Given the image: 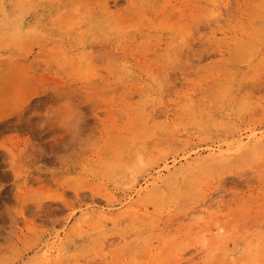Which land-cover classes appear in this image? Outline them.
I'll list each match as a JSON object with an SVG mask.
<instances>
[{"label":"rangeland","instance_id":"374dc122","mask_svg":"<svg viewBox=\"0 0 264 264\" xmlns=\"http://www.w3.org/2000/svg\"><path fill=\"white\" fill-rule=\"evenodd\" d=\"M259 4L0 0V264H264Z\"/></svg>","mask_w":264,"mask_h":264},{"label":"bare ground","instance_id":"6f19581e","mask_svg":"<svg viewBox=\"0 0 264 264\" xmlns=\"http://www.w3.org/2000/svg\"><path fill=\"white\" fill-rule=\"evenodd\" d=\"M257 8L260 10V11H263L264 12V0H260V4L257 5ZM262 15V14H261ZM157 179V178H156ZM155 180V179H154ZM156 184V181H153L152 183H150L149 185H152L154 188L158 187L155 185ZM148 187V186H147ZM143 191V189H138V194H141ZM110 210V209H109ZM105 214V213H104ZM247 234V233H246ZM259 237H257L258 239ZM228 240V239H227ZM225 241V240H224ZM259 241H260V238H259ZM258 241V242H259ZM222 242V241H221ZM252 242V241H251ZM250 242V243H251ZM224 243V242H223ZM257 244V243H256ZM250 248V247H249ZM257 249V248H256ZM261 253V252H260ZM262 254L264 255V252H262ZM262 255V256H263Z\"/></svg>","mask_w":264,"mask_h":264}]
</instances>
